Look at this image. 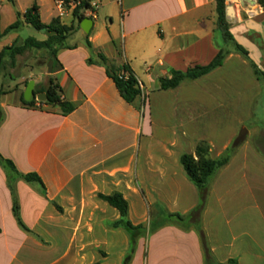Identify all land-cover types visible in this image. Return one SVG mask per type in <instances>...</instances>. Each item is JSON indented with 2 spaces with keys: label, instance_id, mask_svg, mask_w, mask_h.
I'll list each match as a JSON object with an SVG mask.
<instances>
[{
  "label": "crops",
  "instance_id": "crops-1",
  "mask_svg": "<svg viewBox=\"0 0 264 264\" xmlns=\"http://www.w3.org/2000/svg\"><path fill=\"white\" fill-rule=\"evenodd\" d=\"M102 1L103 19L98 13L89 34L84 20L75 32L85 36L81 43L67 40L52 62L48 51L27 52L48 59L40 66L49 68L47 84L31 80L35 89L54 79L76 105L73 113L26 107L25 91H4L0 77V156L20 174H37L45 186L13 180L26 232L0 164V264H124L129 234L112 227L120 213L99 196L121 193L135 226H149L157 203L190 213L200 195L181 156L205 142L219 158L243 131L247 139L213 177L202 227L217 262L264 264V124L256 119L264 95V77L256 73V67L264 72V7L259 0H226L234 42L221 47L219 39L227 40L218 27L217 0ZM39 12L45 25L58 19L56 13L44 19L42 6ZM24 27L7 35H15L13 43L33 38L18 35ZM2 40L0 51L7 47ZM221 49L229 55L218 69L161 89L162 79L209 65ZM100 54L131 68L142 90L134 103L123 99ZM130 264H205L201 239L193 229L164 227L138 240Z\"/></svg>",
  "mask_w": 264,
  "mask_h": 264
},
{
  "label": "trees",
  "instance_id": "trees-1",
  "mask_svg": "<svg viewBox=\"0 0 264 264\" xmlns=\"http://www.w3.org/2000/svg\"><path fill=\"white\" fill-rule=\"evenodd\" d=\"M13 3L12 0H9ZM259 3L264 7V0H259ZM217 15L218 27L223 31L227 42H234L230 34V23L226 16V0H217ZM22 20H21V19ZM85 20L84 16L77 12L70 23L55 19L49 25H45L40 16L39 6L34 4L32 8L28 9L24 14H18V19L11 24L4 32H1V15H0V37L7 36L13 31L20 29L23 25L29 26L33 29L41 31L47 29L51 32H56L50 37L46 36L43 41L36 38H28L24 42L15 41L11 46H7L0 51V77L5 76L7 69L6 63L11 62V66L17 64V57L23 56L30 50H45L49 53V61L56 59L57 52L66 47V41L79 29L80 23ZM91 47V43L87 42ZM235 51L241 54L246 59L248 52L241 46L234 43ZM229 51L221 49L215 59L207 66H196L190 68L185 73L174 72L171 79L161 80V89L169 90L177 88L183 81H195L203 78L218 69L224 63ZM99 58L107 70V75L114 81L123 99L132 104L142 94L140 84L133 75L131 68L128 65L116 67L109 63V60L102 54ZM92 61L90 60V63ZM255 67V66H254ZM256 73L264 77V72H261L256 67ZM29 80L25 82L27 87ZM40 94H46L47 100L45 102H38L37 97ZM22 103L29 108H37V103L48 108H58L62 116H68L76 110V105L66 100L63 96V91L60 85L54 80L50 79L45 87H36L34 96L30 101H26L22 95ZM241 140L238 139L220 158L214 160L209 157L210 148L202 142L197 145L194 154L184 153L181 156L180 162L184 168L187 178L195 185L199 191L200 202L199 205L190 213H171L162 204L157 203L152 206L150 211V224L147 228L143 225L135 226L129 220V204L121 193H114L110 196L100 195L99 197L112 207L117 209L120 213V219L112 224L114 229L123 228L127 231L131 241V256L127 257L125 264H130L132 255H134L137 243L140 238L151 236L160 229L167 226H175L184 231L191 229L195 230L202 243L205 264H221L217 262L211 251L207 236L202 227V216L206 208L210 185L213 177L219 170L226 167L231 157L238 149ZM0 164L5 169L9 177V187L14 196L13 213L21 229L26 232H31L23 223L20 215V206L16 196V189L13 180L21 179L28 184H38L45 190V186L41 178L37 174H20L12 161L4 159L0 156ZM225 264H239L236 259H231Z\"/></svg>",
  "mask_w": 264,
  "mask_h": 264
},
{
  "label": "rangeland",
  "instance_id": "rangeland-1",
  "mask_svg": "<svg viewBox=\"0 0 264 264\" xmlns=\"http://www.w3.org/2000/svg\"><path fill=\"white\" fill-rule=\"evenodd\" d=\"M12 1L13 3L10 2L9 0H0V15H1L2 29H6L11 24H13L18 19V14L25 13L28 9L32 8L34 4H37L38 6H42L43 11H44L43 13L44 19H48L51 15L56 13L52 0H12ZM98 1L101 3V8L98 10V13H100V17L103 19L102 11H103L104 3L102 0H98ZM66 22L68 21L66 20ZM107 23H109L108 20H107ZM18 35H20L21 38L33 37L38 40H42L44 39V37H46L43 33L39 31H35L31 27H24L23 30H20L18 32ZM1 38H3L2 40L3 45L10 46L13 44L15 35H9L5 37L3 36ZM84 39H85V36L77 32L68 39L67 43L68 44L81 43ZM218 43L221 47H227L229 44L228 42L226 43L224 42L223 37L219 39ZM43 64L45 65L48 64L47 57L40 56L36 53H27L26 55L19 57V63L16 64L15 66H11V62L8 61L6 63L7 69L5 71L6 74H5V82H4L3 90L8 91V90H14L16 88V89H21L24 92L26 90L25 82L28 80L31 81L35 79L41 80L44 84H47L45 83V81L46 80L48 81V78H49L47 75L49 68L40 67L41 65L44 66ZM11 77H13V79H11ZM9 84L12 85V88L10 89L8 88ZM262 87L263 86L261 85V89ZM262 90L264 92V89ZM256 119L260 125L264 124V95L258 105ZM247 134L248 133L245 131L241 133L239 137L241 142L239 143H244L245 139H247ZM209 157L214 160L218 159V158H215L217 157V152L215 151V149L213 150L212 153L211 151L209 152ZM149 218H150V214H149ZM149 224H150V221H149ZM148 227L149 226H147V228ZM128 256H131V247H130V253ZM126 260L127 258L125 259V261ZM125 261H124V264H125Z\"/></svg>",
  "mask_w": 264,
  "mask_h": 264
},
{
  "label": "built area",
  "instance_id": "built-area-1",
  "mask_svg": "<svg viewBox=\"0 0 264 264\" xmlns=\"http://www.w3.org/2000/svg\"><path fill=\"white\" fill-rule=\"evenodd\" d=\"M59 20L73 19L75 14L94 20L97 18L101 3L98 0H52ZM141 87V85H140Z\"/></svg>",
  "mask_w": 264,
  "mask_h": 264
},
{
  "label": "water",
  "instance_id": "water-1",
  "mask_svg": "<svg viewBox=\"0 0 264 264\" xmlns=\"http://www.w3.org/2000/svg\"><path fill=\"white\" fill-rule=\"evenodd\" d=\"M228 2H231L232 0H227ZM228 13H232L233 12V7L229 6L228 7ZM93 27V20L86 18L82 23H81V28L83 29V31L86 34H89L91 31V28ZM35 31H38L37 29H34ZM41 33H43L45 36L50 37L52 35H55L56 32H51L47 29H43L41 31H39ZM34 90H35V82L34 81H30L29 84L27 85V88L25 90L24 93V98L26 101H30L33 96H34ZM37 100L39 102H45L47 100L46 94H40L37 97Z\"/></svg>",
  "mask_w": 264,
  "mask_h": 264
}]
</instances>
